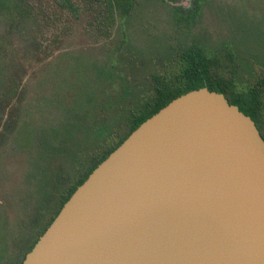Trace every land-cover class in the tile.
I'll list each match as a JSON object with an SVG mask.
<instances>
[{"label": "water", "instance_id": "water-1", "mask_svg": "<svg viewBox=\"0 0 264 264\" xmlns=\"http://www.w3.org/2000/svg\"><path fill=\"white\" fill-rule=\"evenodd\" d=\"M21 264H264V139L222 93L142 121L63 203Z\"/></svg>", "mask_w": 264, "mask_h": 264}, {"label": "rangeland", "instance_id": "rangeland-1", "mask_svg": "<svg viewBox=\"0 0 264 264\" xmlns=\"http://www.w3.org/2000/svg\"><path fill=\"white\" fill-rule=\"evenodd\" d=\"M172 4L192 8L191 0H135L103 33L85 10L50 23L0 14V264H18L45 227L57 205L47 202L51 183L70 176L77 150L116 136L119 116L100 111L96 97L114 87L95 81L97 68L143 86L146 74L165 72L178 45L194 42L208 52L231 48L237 88L264 85V0H199L188 28L173 25ZM72 73L82 77L79 93ZM261 101L264 139V92Z\"/></svg>", "mask_w": 264, "mask_h": 264}, {"label": "trees", "instance_id": "trees-1", "mask_svg": "<svg viewBox=\"0 0 264 264\" xmlns=\"http://www.w3.org/2000/svg\"><path fill=\"white\" fill-rule=\"evenodd\" d=\"M134 2L135 0H0V14L11 22H17L26 14H36L46 23H50L69 21L76 18L81 10H85L90 22L95 23L97 30L103 33L113 25L114 16L122 17L128 14ZM191 5V9H186L183 4L171 5L172 19L176 24L189 27L198 11L199 0H191ZM166 62V69L162 75L150 74V84L146 90H135L132 87L133 81L119 72L97 68L96 75L99 83L114 87L110 93L96 94V97L101 99L98 105L99 109L106 113L115 112L121 122L119 125L117 124L114 139L106 138L95 146L97 151L89 150L87 154L83 153L79 158H72L74 165L78 161L80 169L74 173L72 179L70 176L68 177L67 187L61 192L54 213L40 234L75 188L86 179L99 162L142 121L157 112L170 100L187 91L205 87L208 90L222 93L229 104L236 105L243 114L250 117L259 131L264 85L254 82L252 85L237 88L234 79L235 56L231 48L208 52L205 47L195 43L179 45ZM77 67L74 66L75 73L80 70ZM115 75L119 76L118 80L115 79ZM80 78L82 77L79 74L72 73L71 81L78 87ZM82 94L85 95V93ZM113 121L118 120L114 119ZM20 132L21 130L17 132V135ZM36 240L33 241L29 250Z\"/></svg>", "mask_w": 264, "mask_h": 264}, {"label": "flooded vegetation", "instance_id": "flooded-vegetation-1", "mask_svg": "<svg viewBox=\"0 0 264 264\" xmlns=\"http://www.w3.org/2000/svg\"><path fill=\"white\" fill-rule=\"evenodd\" d=\"M173 20V19H172ZM172 23H173V25H175L176 23L174 22V21H172ZM191 43H194V42H191ZM179 46V45H178ZM178 46H177V48H178ZM96 80H99L98 79V77H95V81ZM146 82L144 81V85L142 86L140 83L139 84H136V83H134V85L136 86V85H139L141 88L140 89H143V90H146V88H148V86H149V84H150V78H149V75L148 74H146ZM96 83V82H95ZM98 83V82H97ZM96 83V84H97ZM134 86V87H135ZM80 87V88H79ZM78 87V89H77V87H76V89H75V93H79V92H81V85ZM133 87V86H132ZM133 87V88H134ZM136 90V89H135ZM71 97H75L76 98V96H71ZM70 97V98H71ZM88 97V96H87ZM88 99V98H87ZM97 105V104H96ZM89 150H92V151H97V150H95V147H89L88 148V150H86V152L83 150V148H81V149H78L77 150V153L75 154V158H79V157H81V155L85 152L86 154L89 152ZM79 152V153H78ZM73 158V157H72ZM76 167H74V163L71 161V168H70V179H72L73 177H74V173H77V171L80 169V167H79V163H78V161H76ZM68 176H66V175H64L63 177H61V179H60V182L58 183V182H54V184H52L51 183V186L54 188V192H55V194L52 196V194H50L49 196H48V203H50V205H51V202L54 200V201H56L57 203L56 204H58V202H59V199H60V194H61V192L63 191V189H65L66 187H67V178ZM57 206V205H56ZM51 208V207H50ZM55 210V209H54ZM54 210L52 209V214L50 215V217L53 215V213H54ZM49 217V218H50ZM49 218L46 220V221H48L49 220ZM41 234L39 233V235L36 237V239L40 236ZM31 246V245H30ZM29 251V248L24 252V254H23V256L21 257V259H20V261H19V263L18 264H21V262H22V260H23V258H24V256H25V254L27 253Z\"/></svg>", "mask_w": 264, "mask_h": 264}]
</instances>
